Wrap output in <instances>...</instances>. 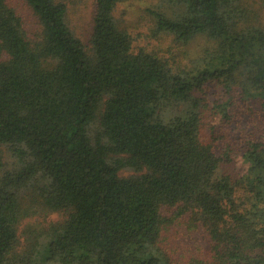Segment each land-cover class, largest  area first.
<instances>
[{
    "label": "trees",
    "instance_id": "16d2710c",
    "mask_svg": "<svg viewBox=\"0 0 264 264\" xmlns=\"http://www.w3.org/2000/svg\"><path fill=\"white\" fill-rule=\"evenodd\" d=\"M14 1L0 264H264V0H152L145 45L115 15L141 0H94L88 42L66 0H21L34 33Z\"/></svg>",
    "mask_w": 264,
    "mask_h": 264
},
{
    "label": "rangeland",
    "instance_id": "374dc122",
    "mask_svg": "<svg viewBox=\"0 0 264 264\" xmlns=\"http://www.w3.org/2000/svg\"><path fill=\"white\" fill-rule=\"evenodd\" d=\"M14 2L17 4L20 13L24 16L29 32H36L39 26L29 8L21 0H15ZM66 2L68 4L67 16L70 27L81 40L88 42L93 25L94 0H66ZM151 4L152 0H141L132 4L123 3L119 4L115 10L116 17H118L124 25H127L130 32L136 35H138L139 32L142 33V36L137 38L138 40L136 43L139 45H145L148 42L144 34L146 31L149 32V26L152 22L145 8ZM260 14L261 22L264 25V8L261 9ZM245 117H248V114H246ZM123 172L122 170L120 171V173ZM59 217L60 216L57 214H52L47 220H55ZM183 228L182 226V229ZM183 231L184 234L177 238L178 241H183V243L189 245L193 250H196L198 246L201 249L208 248L207 238L202 231L194 230L190 234L185 232V228ZM196 251H199V249Z\"/></svg>",
    "mask_w": 264,
    "mask_h": 264
}]
</instances>
